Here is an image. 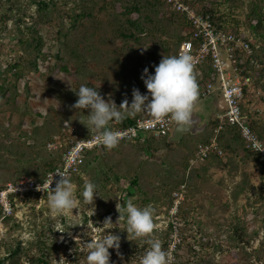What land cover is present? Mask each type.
<instances>
[{
    "label": "rangeland",
    "instance_id": "rangeland-1",
    "mask_svg": "<svg viewBox=\"0 0 264 264\" xmlns=\"http://www.w3.org/2000/svg\"><path fill=\"white\" fill-rule=\"evenodd\" d=\"M192 2L197 8L213 10L217 17L227 21L228 30L247 36L264 49V41L248 25L254 0ZM55 4L57 8L52 6L47 11L49 22H46L41 15L38 18L37 6L29 3L23 22L12 19L9 30L0 39L2 71L17 57L18 62L19 57L27 59L36 55L33 48L19 41L22 38L24 43L32 35L31 27L36 26V36L42 39L39 73L25 69L20 78L9 74L6 83L0 78V86L8 87L0 99V189L18 179L41 177L44 164L68 145V139L62 135L67 124L85 126L89 110L71 107L78 100L75 91L81 85L95 86L105 100L111 98L117 106L125 99L130 105L134 89L148 94L142 79L144 69L154 74L155 66L164 56L175 55L179 39L185 36V23L155 0H55ZM133 5L142 9L139 21L143 33L134 32L138 40L124 37L131 30L127 29L123 11ZM77 13L84 17L74 26L68 16ZM138 16L133 14L131 18ZM34 44L32 41L31 46ZM254 87L246 97L245 112L264 135V67L258 70ZM213 99L207 102L199 95L194 111L206 105L203 120L209 126L200 138L205 137L202 143L217 138L224 157L213 156L209 161L196 162L200 138L192 143L187 137L172 146L166 138L145 143L122 142L106 155L91 154L80 174L71 179L80 210L53 217L48 199L37 209L20 205L15 222L7 225L0 257L18 241L33 242L36 232L52 228L51 238L56 241L57 249L52 255L53 264H86L87 254L78 249L93 235H103L104 229L100 227L111 217L113 224L108 227L112 229L107 231L120 237V255L116 249H109L110 264H137L139 255H131L129 248L132 244L147 245L148 239L159 240L162 246L168 239L171 248L173 234L167 236L166 232L173 222L177 223L181 239L178 260L172 258L174 264H249L252 259L242 250L245 246L238 245L231 226L236 218L238 224L245 225L244 240L250 244L247 251L260 245L264 209V200L260 198L261 176L253 155L244 150L236 132L232 133L228 127L223 129L224 133L214 132L215 124L219 126L220 99L217 96ZM59 136L58 149L50 150L48 144ZM117 176L120 182L116 181ZM135 177L137 190L129 198L140 208L151 205L154 209L155 229L145 238L129 235L125 220L118 223L117 203L127 200L130 181ZM86 182L96 184L101 193L93 206L83 203L81 193ZM180 195L183 199L174 215L176 210L172 209ZM124 243L129 248H124Z\"/></svg>",
    "mask_w": 264,
    "mask_h": 264
},
{
    "label": "built area",
    "instance_id": "built-area-1",
    "mask_svg": "<svg viewBox=\"0 0 264 264\" xmlns=\"http://www.w3.org/2000/svg\"><path fill=\"white\" fill-rule=\"evenodd\" d=\"M161 1L170 14L179 16L185 23L186 39L180 43L175 55L188 54L192 57L193 72H200L202 75L200 98L221 96L220 113L217 115L219 126L215 133L220 134L225 127L235 128L244 147L255 154L259 163L264 166V140L254 131L250 117L243 110L247 95L256 87V74L262 68L256 59V49L251 40L217 25L210 13L188 3L187 0ZM175 124L170 117L156 120L147 116L138 117L126 126L116 124L110 129L121 133L119 143H122L135 142L145 136L155 140L164 139L170 135ZM62 135L68 139L67 150L54 170L49 171L42 180L26 177L9 182L0 189V249L1 241L6 236L7 225L17 217L20 205L33 207L35 202H38L39 207L48 197L51 187L56 186V180L60 178L55 176L57 171L66 172L71 180L80 174L89 153L105 149L96 139V132L79 134L76 128L67 124V130H64ZM60 140L61 136L56 137L55 142L48 144V148L57 150V141ZM216 140L217 138H213L209 143L199 145L196 162H206L213 156L224 157L225 154ZM180 199H183V195L175 201L172 209L176 210L174 215L177 213ZM172 234L173 245L168 254L171 263L181 244L176 222H173Z\"/></svg>",
    "mask_w": 264,
    "mask_h": 264
},
{
    "label": "clouds",
    "instance_id": "clouds-1",
    "mask_svg": "<svg viewBox=\"0 0 264 264\" xmlns=\"http://www.w3.org/2000/svg\"><path fill=\"white\" fill-rule=\"evenodd\" d=\"M142 79L148 94H141L139 89H134L130 105L127 99L120 106H117L111 98L106 101L95 86L81 85L78 91H75L78 100L71 107L78 111L89 110L87 115L89 119L84 124L90 131L95 129L96 139L106 149L111 150L117 147L121 140V133L112 131L108 127L110 122H119L139 113H147L156 120L170 117L181 128L194 126L193 112L199 91L193 75V61L190 55L164 56L159 65L155 66L154 74H150L147 68L144 69ZM57 175L60 178L56 180V186L51 187L47 197L48 206L53 217L67 216L69 213L73 214L74 209L80 210V201L76 198L74 186L68 174L57 171L55 176ZM81 195L84 205L93 206L97 195L101 196V193L96 184L86 182ZM117 198L123 200L122 197ZM121 205L117 203V211L120 213L118 223L121 220L126 221L125 230L129 235L145 238L154 232V209L151 205L140 208L131 198L123 203V207ZM111 224H113L111 217H107L103 227H100L104 229V234L93 235L82 242L83 247L78 250L87 254L86 264H110L109 249H116L117 254L120 255V237L107 231L112 229L108 227ZM78 240L80 241L77 237L76 243ZM147 244L149 247L138 258L137 264H171V258L163 250L159 240L148 239ZM121 259H123L122 255Z\"/></svg>",
    "mask_w": 264,
    "mask_h": 264
},
{
    "label": "trees",
    "instance_id": "trees-1",
    "mask_svg": "<svg viewBox=\"0 0 264 264\" xmlns=\"http://www.w3.org/2000/svg\"><path fill=\"white\" fill-rule=\"evenodd\" d=\"M25 1L26 0H0V9H1L0 10V12H1L0 13V39H3L4 34L9 30L8 24L12 19L13 20L15 19V21H18L19 23L23 22V19H25V16L27 15V12H28L29 6H27V5H29V3L37 6V13L39 14V15L37 14L38 18L40 19V15H41L42 20L46 19V22H49V13H47V11L52 6L57 8L56 4H55V0H28V3H26ZM187 2L194 5L192 0H187ZM263 2H264V0H254V4L251 5V13H250L251 20H249V24H248L249 28L255 33L256 37H258V39L261 40V42L264 41V3ZM155 3L157 5L165 6L161 0H155ZM105 4L108 5L109 3L105 2ZM203 10L207 11L208 13H210L212 15L213 21L217 25L223 27L224 29H227V26H228L227 21H224L223 17H220V16L217 17V15L214 13L213 10H209V9H203ZM141 12H142V9H140L137 5H133V6L124 8V11H123L124 14L123 15L125 17H127V19H126L127 23H128L127 29L131 30V33L129 35H124V37L133 38L135 40L139 39L135 36L134 32L143 33V29H142L141 23L139 21V17L141 15ZM133 14H139L138 18H135V19L131 18V16ZM172 15H173V17L179 18L184 23L182 18H180L179 16H176L174 14H172ZM29 17L33 21H35V17L33 18V16H31V15ZM81 17H84V16L80 15L78 13L73 14V15L71 14L68 16L69 20L73 23L74 26L76 25L77 21ZM85 17H88V15H86ZM61 19H62V17L60 18V20ZM35 27H36L35 25H34V27H31L32 30H30V32L32 33V35L28 39H26L24 43L22 42V38H20L19 41H21V43L23 45L27 44V46L33 48V50L36 52L35 53L36 55L33 58L29 57L27 59L19 57L18 62H17V59H18V57H17L16 60H14V61L11 60L10 62H8L5 70L2 71L0 69V78H3L5 83L9 81L8 80L9 74L10 75L13 74L14 77L20 78L22 76V73H24L25 69H27L30 72L39 73L38 57H40L42 54V39H41V37L36 36L38 34V31L35 29ZM35 36L37 38H35ZM184 39H186V38H184V37L180 38L179 42L181 43ZM32 41H34V43H35L33 47L31 46ZM180 43H179V45H180ZM252 45L256 49V55H255L256 59L259 60L261 66L264 67V49L262 47H261V49H260V47L258 49V46L255 45L253 42H252ZM57 57L59 58V56H57ZM61 68L65 69L67 71L66 66H62ZM200 83H202V81ZM7 86H8V84L6 85V87ZM7 91H8V87L5 88L4 86H0V99L5 96ZM217 97L219 99H221L220 95H217ZM243 110L245 112V106H243ZM135 119H136V117L126 118V119L120 121L119 126H126V125L132 123ZM251 123H252L254 131L258 134V136L261 139L264 140V135H262L259 132V130H257L258 128H256L255 123L252 120H251ZM215 125H216V127L214 128V132L218 128V124L216 123ZM228 129L231 130L232 133L236 132V134H238V132L235 128L228 127ZM222 131H221V133H224ZM150 139H151V141H155L154 138H152L150 136H145V137H142L135 142L145 143V142H149ZM135 142H131V143H135ZM209 142H210V140L205 142L204 144H207ZM168 145L172 146L170 144H168ZM66 150H67V146L61 148L58 151V153H57L58 155L56 156V158L48 160L44 164V174L41 177H38L36 179L42 180L49 171L54 170L59 165L61 158H62V155ZM112 150L115 151V149L109 150V149L105 148V149L99 150L97 152L89 153L86 157V160L91 154H95V153L99 152L100 154L106 155L108 153V151H112ZM244 150L247 153L253 155V162H254V164H256V166H257L256 168H258V172L261 176V181H262L260 198L264 200V166L261 163H259L255 154H253L251 151L247 150L245 147H244ZM85 164H86V162H85ZM116 181L120 182L121 178L119 176H117ZM137 185H138V178L135 177L130 181L128 191H127V197H126L127 199L129 197L135 196V193L137 190ZM46 199H47V197L45 198V200ZM126 201L127 200L124 199V202H126ZM123 203H122V207H123ZM33 207L37 209L38 208V202H35ZM263 207H264V205H263ZM62 220L64 221L65 218H63ZM237 220L238 219L236 218V221L232 224L231 231H232L233 237L236 240H238V245H240V246L244 245L245 246V248L242 250L244 252H246V254L250 257V259H252L249 264H264V209H263V213H262V231H261V232H263V238L260 242V245L257 248H253L250 251H247V249L249 250L248 246H250L249 242L247 241V243H246L244 240L245 236L247 235V230L245 229V225L241 226V224L237 223ZM13 222H15V220H13ZM171 232H172V226H169V229L166 232V235L167 236L170 235ZM52 233H53L52 228H48V229L42 228L41 230L36 232L37 237H36L35 241L28 242L27 244H25L26 242L18 241L15 244V246H11L6 250L5 255L3 257H0V264H53L52 255L54 254V252L57 249L55 246L56 241L54 242V240H52V238H51ZM122 246H124V248H129V246H126L125 243ZM169 246H170L169 240L166 239L162 248L167 253L169 252V248H170ZM147 247H148V244L143 245V246H140V244H135V245L132 244V246L129 249H130L131 255L136 254V255H139V257H140L147 250ZM178 248L179 249H178L177 253H175V257H177V260H178V255H179L178 252L180 251L181 247L179 246ZM23 258L25 260H23ZM171 264H174V263L172 262Z\"/></svg>",
    "mask_w": 264,
    "mask_h": 264
},
{
    "label": "crops",
    "instance_id": "crops-1",
    "mask_svg": "<svg viewBox=\"0 0 264 264\" xmlns=\"http://www.w3.org/2000/svg\"><path fill=\"white\" fill-rule=\"evenodd\" d=\"M202 73V72H201ZM203 73H204V70H203ZM193 75H194V77L196 78V83H197V85H198V87L199 86H201V84L202 83H200L201 82V80H202V75L200 74V72H193ZM216 96H214V97H212V98H207L206 99V101L208 102H212V100H214L213 98H215ZM108 100V99H107ZM106 100V101H107ZM205 103V102H204ZM203 103V104H204ZM201 106V105H200ZM204 106V105H203ZM206 106V105H205ZM203 107V109L202 108H199L198 110H196V111H194L196 114H197V116H199L200 118H202V121H201V124H203L204 123V120H203V116H204V113L205 112H207L206 111V109H207V107ZM193 112V113H194ZM218 115V114H217ZM147 116H150V115H148L147 113H144L143 115L142 114H137L136 116H134V117H136V118H138V117H147ZM128 118H132V117H128ZM116 124H120V121L119 122H116V121H113V122H110V124H109V128H112L114 125H116ZM205 124H207V123H205ZM200 126V125H199ZM209 126V124H207V126L205 127V129L203 130V131H200V132H198V133H196V134H192V133H188V134H184L183 135V137L180 139V141L176 144V145H178V144H180L181 142H183L184 141V139H185V137H187L188 139H190L191 140V142L192 143H194L195 142V140L197 139H199L200 137H201V135L205 132V130L207 129V127ZM73 127L74 128H76L77 130H78V132L79 133H81V134H88V133H93V132H96L95 131V129H92L91 131L89 130V128L85 125V126H82V127H80V128H78L76 125H73ZM81 129V130H80ZM200 129V128H199ZM173 131V130H172ZM171 134H172V132L170 133V135L168 136V137H166V140H167V143L168 144H170V145H175V144H172V143H169V139H170V137H171ZM165 139V138H164ZM205 139V137H203V138H200L199 139V144H198V146L199 145H201V144H204V143H202V141ZM213 138H210V140H212ZM197 146V147H198ZM212 159V158H211ZM209 161V160H208Z\"/></svg>",
    "mask_w": 264,
    "mask_h": 264
},
{
    "label": "water",
    "instance_id": "water-1",
    "mask_svg": "<svg viewBox=\"0 0 264 264\" xmlns=\"http://www.w3.org/2000/svg\"><path fill=\"white\" fill-rule=\"evenodd\" d=\"M199 116H197L195 112L193 113V125L194 126L191 128H181V127H178L177 124H175L171 137L169 139V143L177 144L184 134H188V133L196 134L200 131H203L205 127L207 126V124L205 123L201 124L202 118H200L201 116L200 117Z\"/></svg>",
    "mask_w": 264,
    "mask_h": 264
}]
</instances>
